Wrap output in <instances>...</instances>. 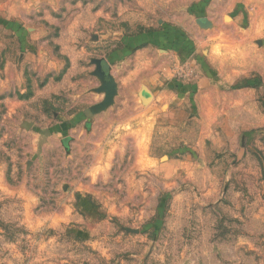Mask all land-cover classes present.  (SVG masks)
Instances as JSON below:
<instances>
[{"label": "rangeland", "instance_id": "1", "mask_svg": "<svg viewBox=\"0 0 264 264\" xmlns=\"http://www.w3.org/2000/svg\"><path fill=\"white\" fill-rule=\"evenodd\" d=\"M0 264H264V0H0Z\"/></svg>", "mask_w": 264, "mask_h": 264}, {"label": "water", "instance_id": "2", "mask_svg": "<svg viewBox=\"0 0 264 264\" xmlns=\"http://www.w3.org/2000/svg\"><path fill=\"white\" fill-rule=\"evenodd\" d=\"M99 65H100V68H101V71H102L104 77L108 78L109 74H108V67H107L106 63L102 61V62H100Z\"/></svg>", "mask_w": 264, "mask_h": 264}, {"label": "crops", "instance_id": "3", "mask_svg": "<svg viewBox=\"0 0 264 264\" xmlns=\"http://www.w3.org/2000/svg\"><path fill=\"white\" fill-rule=\"evenodd\" d=\"M4 1V0H3ZM14 30H15V32L17 33V35H22V28H16L15 26H14Z\"/></svg>", "mask_w": 264, "mask_h": 264}]
</instances>
